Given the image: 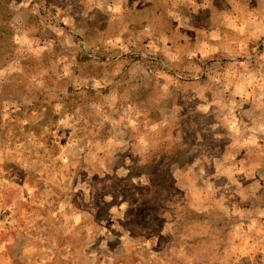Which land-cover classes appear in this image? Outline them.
Returning <instances> with one entry per match:
<instances>
[{"label":"rangeland","instance_id":"1","mask_svg":"<svg viewBox=\"0 0 264 264\" xmlns=\"http://www.w3.org/2000/svg\"><path fill=\"white\" fill-rule=\"evenodd\" d=\"M8 7L0 264H264V0Z\"/></svg>","mask_w":264,"mask_h":264},{"label":"trees","instance_id":"2","mask_svg":"<svg viewBox=\"0 0 264 264\" xmlns=\"http://www.w3.org/2000/svg\"><path fill=\"white\" fill-rule=\"evenodd\" d=\"M8 2L9 0H0V68L17 59L16 50L18 47V43L14 42L9 38V34L11 33V25L8 24V15L11 9L8 7ZM29 59L33 58L31 56L26 58L25 56L21 60V63L23 64V62H26ZM43 64L48 66L47 61L45 59H43ZM25 70L28 69L25 67ZM30 70L31 69H29V71ZM39 70L40 68L34 71Z\"/></svg>","mask_w":264,"mask_h":264}]
</instances>
